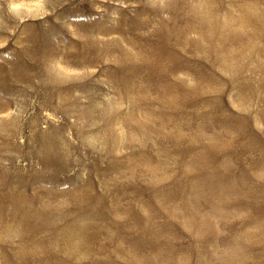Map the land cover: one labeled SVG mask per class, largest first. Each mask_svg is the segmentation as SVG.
I'll return each instance as SVG.
<instances>
[{
  "label": "rangeland",
  "instance_id": "1",
  "mask_svg": "<svg viewBox=\"0 0 264 264\" xmlns=\"http://www.w3.org/2000/svg\"><path fill=\"white\" fill-rule=\"evenodd\" d=\"M237 1L240 0L225 1V4L229 2L232 4H229L232 12L227 16L240 17L239 9L233 6ZM12 2L17 6L16 11H22V14H5L4 11L9 12L10 0H0V264H97L100 260L84 253L83 249L78 251V243L67 246L65 242H57L55 245L52 242L51 248L58 251L59 258L50 257V261L29 258L17 250L14 252L18 254L12 258L11 256L3 258V253L20 245L37 252L45 243L58 240V234L64 228L62 222L54 224L58 214L78 215L72 216L78 220L91 219L95 214L113 216L111 212H103L102 209L78 208L84 194L89 192L92 195L89 189L97 196L95 200L100 197L104 188V183L100 184L101 181L109 180L106 190L119 182L130 186L131 195L130 199L124 201L125 206H131L132 200H138L132 199L134 191L145 188L138 179L121 176L124 170L122 167L128 165L126 158L137 151L139 146L131 144V141L125 142L129 145L126 148L115 146L117 135L126 137L129 133L132 135L125 126L124 118L127 117L126 112L130 111L131 101H136L142 106L140 103L143 102V91L132 82L126 85L120 71L115 75L107 73L106 60L112 55L99 53L98 62L94 63L91 52L80 48L79 36L74 34L77 31H72L69 27L72 23L79 27L78 24L91 25L92 22H97L96 25L102 27L105 21L115 22L119 17L118 10L128 9L131 0H12ZM141 2H150L157 6L166 5V2L171 5L173 0H136V3ZM256 2L253 4L260 7L259 11L253 5L248 7L247 11L258 12L260 16H264L262 13L264 0ZM193 4L203 5L202 0H195ZM235 21L226 18L228 24ZM26 26L31 29L23 31ZM83 26L85 30L90 28ZM257 29L264 30V25L251 23L250 28L248 24L244 34L250 46L258 48L257 51L250 52L241 49L242 55L249 57L245 65L240 62L234 64V67L226 65L219 67L215 61L214 66H211L208 64L211 60L208 50L211 49L203 45L193 52L189 49L182 52L184 58L195 56L198 58L197 61L184 63L178 67H167L172 70L173 75L181 78L178 91L182 96L177 98L176 102L189 109L186 118L181 119V130L187 139L196 133L199 122L204 124L207 135L218 134L223 119L229 115L226 121L228 128L242 138L232 150V154L243 148V159L246 162L254 161L256 156L264 161V121L263 116L256 113V108L260 105L263 109L264 103L259 98L246 101L239 96L240 91H256L264 82V37L254 36L253 31ZM193 37L194 35H190V40ZM255 58L258 59L257 63ZM202 63H205V67ZM151 68L142 65L140 69L142 72L130 80L144 79L152 88L157 77L152 75ZM199 71L206 82L202 83L199 77L197 79ZM88 72H91L89 77ZM249 77L252 81L240 89L239 84ZM206 89L210 91L209 94ZM126 91L131 93L126 94ZM87 102L101 109L99 118L92 112H83L85 111L83 108L90 105ZM197 107L207 112L198 115ZM138 110L144 108L139 107ZM112 111L119 116L122 112L123 117L122 119L115 117L111 123L108 119V126L105 119L107 113ZM168 114L178 118L177 112ZM166 118L167 115L164 114L150 115L152 120ZM255 119L258 120L255 122ZM156 131L160 136L164 134V131H159L158 128ZM134 137L138 138L137 135ZM111 140H114V145L111 144ZM217 140L222 145L229 139L224 135ZM150 150L151 155L157 151L154 148ZM185 150V156L191 155L190 148ZM121 155L122 161L111 163L112 157ZM110 168L115 172L104 174ZM261 172H264V164ZM252 181L253 178H247L243 184L247 185ZM88 182L93 185L92 188L88 186ZM86 190L88 192H85ZM150 190L147 189L148 192ZM262 190L264 192V189ZM149 204L150 200L146 196L140 200L138 207L146 208ZM260 211L264 212L263 207ZM25 215H28L29 219H24ZM135 218L130 215L126 223L122 224L136 225L139 216L136 215ZM170 220L183 222L184 218L170 219L159 215L153 217V221L161 224ZM261 227L263 228L264 224ZM119 228L112 227V232H127L132 236L129 230H122L121 226ZM65 229L70 232L77 231L73 225L68 224ZM147 230L146 232L138 229V234H134L139 243L146 241V235H149L147 238L149 244L143 250L145 257L153 248L163 245V242L173 245L174 239L191 241L193 238L184 227L182 229L176 226L173 230L165 228ZM180 230L182 234L179 233ZM234 230L229 228L228 231L232 233ZM190 231L192 232L191 228ZM145 232L146 234H143ZM205 232L209 234L213 230ZM152 237L154 240L151 241ZM93 239L91 236L86 238L83 246L86 243L90 248L105 250L109 255L117 254L118 258L109 256L102 262L121 264L120 262L125 260L118 251L117 241L102 243ZM38 244L40 247L36 248L35 245ZM198 249L200 247L196 248ZM191 262L197 263L195 260Z\"/></svg>",
  "mask_w": 264,
  "mask_h": 264
},
{
  "label": "bare ground",
  "instance_id": "2",
  "mask_svg": "<svg viewBox=\"0 0 264 264\" xmlns=\"http://www.w3.org/2000/svg\"><path fill=\"white\" fill-rule=\"evenodd\" d=\"M194 1L173 0L171 5L166 2V5L156 6L150 2L136 3V0H131L128 9L118 10L119 17L115 22L105 21L102 27L97 26V22H92L91 25L83 24L90 26V30H85L81 24H78L79 27L73 23L69 25L72 31H77L74 34L79 36L80 48L91 52L94 63L98 62L99 53L112 55L106 60L107 73L115 75L120 71L122 78L126 80V85L132 82L143 91V102L140 103L142 106H139L136 101H131L130 111L126 112L128 114L124 118L125 126L132 135L130 133L127 137L117 135L115 146L126 148L129 146L125 144L126 141L139 146L137 151L126 158L128 165L122 167L124 170L121 176L136 178L144 184L145 188L134 191L132 194V199L139 201L132 200L131 206H125L124 201L130 199V186L119 182L117 185L114 184L113 188L106 190L109 180L101 181V185L104 183L102 190L104 192H101L100 197L95 200L97 196H94L93 191L87 188L93 196L86 190L88 194H84L78 208L80 210L102 209L103 212H111L113 216L95 214L91 219L78 220V218H72L78 215L60 216L61 214H58L54 224L62 222L64 227L58 234V240L54 239L45 243V246L37 252L30 247L16 246V249L4 251L3 258L10 256L12 258L18 254L14 252L17 250L29 258L50 261V257L59 258L58 251L51 248L52 242L54 245L57 242H65L67 246L78 243V251L83 249L84 253L100 260L97 264H112L109 261H102L109 256L118 258L117 254L109 255L105 250L90 248L86 243L83 246L84 240L91 236L94 237L95 242L117 241L118 251L125 259L120 262L121 264H264V227H261L264 224V212L260 211L262 207L264 209L262 190L264 189V172H261L264 161L256 156L254 161L246 162L243 159V148H239L238 153L232 154V150L242 138L228 128L226 121L229 115L223 119L218 134L207 135L204 124L199 122L196 133L187 139L181 130V119L186 118L185 115L189 109L176 102V99L182 96L178 91L181 78H177L172 70L167 68L197 61L198 58L195 56L184 58L182 52L185 49L193 52L203 45L211 49L208 50L209 59H211L208 64L211 66H214L215 61L218 62L219 67L225 65L234 67V64H240V62L245 65L249 57L242 55L241 49L250 52V50L257 51L258 48L251 47L244 34L248 24L250 28L251 23L264 25V16H260L258 12L247 11L248 7L255 6L253 3H257V0L237 1V4L233 6L239 9L240 17L227 16L232 12V7L230 9V2L225 4L226 0L223 2L202 0L203 5L199 6H194ZM255 8L260 9L259 6ZM4 13L12 14L5 11ZM262 13L264 14V11ZM15 14H22V11L17 10ZM226 18L236 21L228 24ZM193 19L199 21L194 22ZM30 29L26 26L23 31ZM253 34L255 37H264V30L257 29L253 31ZM190 35H194L191 40ZM234 49L236 50L233 51ZM257 61L258 59L255 58V63ZM144 64L152 67V75L157 77L152 88L144 79L130 80L142 72L140 69ZM202 64L205 67V63ZM90 75L91 72H88L87 77ZM197 75V79L199 77L202 83L206 82L205 77L202 79L201 71ZM250 81H252L251 77L245 79L239 84L240 89L244 85L247 86V82ZM136 91L138 92L137 89ZM206 92L210 93L208 89ZM129 93L131 92L126 91V94ZM239 96L246 101L259 98L264 103V82L256 91H240ZM155 100L160 103L154 102ZM87 103L90 105L83 108L85 110L83 112H92L96 118H99L101 109L91 102ZM139 107H143L144 110H138ZM173 111L178 113V118L168 114ZM204 112L207 111L197 107L198 115ZM256 113L261 114L264 121V108L261 109L259 105ZM122 114L120 112L119 116L113 111L107 113L105 119L107 125L109 126L108 119L111 123L115 117L122 119ZM151 114L160 116L164 114L167 118L152 120ZM244 122L247 124L245 120ZM156 128L164 131V134L160 136ZM135 135L138 136L137 139ZM224 135L229 140L221 145L217 139ZM111 144L114 145V140H111ZM150 148L157 150L154 155H151ZM187 148H190L191 155L185 156ZM112 150L113 148L111 152ZM122 157L123 155L112 157L110 161L113 164L119 163ZM112 170L110 168L104 174L115 172ZM247 178H253V181L244 185L243 181ZM88 186L92 188L93 185L88 182ZM149 188L151 190L148 192ZM146 196L150 200L149 206L138 207L140 200ZM130 215L134 218L138 215L139 220H136V225L129 224V227L122 223H126ZM154 215L166 216L170 219L184 218V221L170 220L161 224L153 221ZM24 219H29V216L25 215ZM36 219L38 221L37 217ZM66 224L73 225L77 231H66ZM119 226L122 230H129L132 236L127 232H112V227L118 229ZM176 226L182 229L184 227L191 233L192 240L177 238L172 241L173 245L163 242V245L153 248L145 257L143 250L149 244L147 241L149 235H146V241L139 243L134 236L138 234L137 230L142 229L146 232L147 228L173 230ZM229 228L235 230L230 233ZM205 230H213V232L206 234ZM179 233L182 234V230ZM192 245L200 249L196 250L197 247ZM52 251L54 252L50 255ZM243 256L245 258H242ZM192 260L197 263H192Z\"/></svg>",
  "mask_w": 264,
  "mask_h": 264
},
{
  "label": "clouds",
  "instance_id": "3",
  "mask_svg": "<svg viewBox=\"0 0 264 264\" xmlns=\"http://www.w3.org/2000/svg\"><path fill=\"white\" fill-rule=\"evenodd\" d=\"M16 4L14 2H12V0H10V3H9V12L10 13H15L16 11Z\"/></svg>",
  "mask_w": 264,
  "mask_h": 264
}]
</instances>
